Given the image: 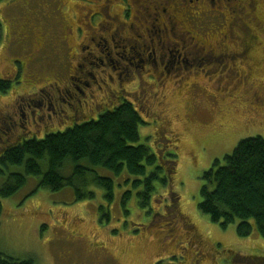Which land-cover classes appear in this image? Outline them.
I'll list each match as a JSON object with an SVG mask.
<instances>
[{"label":"rangeland","instance_id":"1","mask_svg":"<svg viewBox=\"0 0 264 264\" xmlns=\"http://www.w3.org/2000/svg\"><path fill=\"white\" fill-rule=\"evenodd\" d=\"M63 1L65 6L62 8V4L58 7L60 0H0V79L11 81L10 88L0 94V107L7 105L9 108L18 92H26L36 86L38 79L28 86L25 84L23 71L19 76L18 72L15 73L16 79L7 74L14 67L23 66L29 57L16 47L15 37L20 36L18 33L25 23H33L35 13H41L42 7L47 4L54 5L80 31L85 30L92 15L98 18V14L92 12L99 11V6L116 2ZM20 5L29 12H19L16 7ZM112 12H117L116 7ZM259 19L264 24V7L260 9ZM202 24L206 26V23ZM207 24L209 30L199 31L201 38L217 37L226 31L233 35L240 30L239 27L234 29L228 20L222 26L220 22ZM255 32L259 43L253 46L251 54L259 57L264 53V28ZM230 45L233 46L232 43ZM46 72L42 75L43 79L51 77L50 71ZM194 73H199L197 80H193L190 73L181 82H165L164 85L140 83L139 80L133 84L122 76L121 87L115 83L111 85L120 90L111 96V103L87 112V116L77 120L58 121L53 118L54 125L44 127L41 132L26 133L20 139L7 136L6 141L0 142L1 156L3 150L10 146L28 139H43L75 124L96 120L102 113L128 101L144 122L139 125L137 144L147 146L156 155L159 176L166 178L165 184L154 180V190L142 203L140 193L144 185L134 184V181L142 180L153 172V165L146 166L145 176H132L125 171L117 176L96 168L99 175L113 180L110 201L105 197L104 190L94 185L85 187V190L93 192V197L77 200L72 187L52 192L38 186L39 177L29 176L25 186L17 193L0 198V252L16 259H31L34 264H152L154 259V264H189L185 249H190L186 240L189 237L188 226L193 223L211 240L209 248L206 247L207 251L203 250V253L208 252L207 258L215 264H237L223 252L234 247L239 254L255 258L253 262L238 264H264V238L255 229L248 236L240 237L236 232L238 220L222 227L219 222L210 221L197 207L202 199V174L213 165L214 159L223 163L224 157L243 138L257 135L264 138V128L254 126L233 142L214 144L215 134L199 124L203 115L200 104L212 99H227L234 89L231 82L206 79L218 74L217 67L209 62ZM43 79L39 83L44 82ZM226 103L230 105L228 100ZM260 125L264 126V120ZM170 153L173 156L170 157ZM105 212L108 216H103ZM66 253L72 256L67 258Z\"/></svg>","mask_w":264,"mask_h":264},{"label":"flooded vegetation","instance_id":"2","mask_svg":"<svg viewBox=\"0 0 264 264\" xmlns=\"http://www.w3.org/2000/svg\"><path fill=\"white\" fill-rule=\"evenodd\" d=\"M57 3L65 6L63 0ZM104 5L99 11L90 9L98 18L92 15L85 30L77 31L62 10L50 4L33 15L31 25L24 24L15 42L29 57L7 74L15 78V73L19 76L23 71L27 86L38 80L29 91H17L9 108L0 107L1 143L7 136L20 139L23 134L41 132L54 125L53 118L77 120L111 103V96L120 92L111 85L121 87L122 76L133 84L138 80L157 85L181 82L190 73L197 80L199 73L194 72L208 62L217 67L218 74L206 79L231 82L234 89L227 99L200 104L199 124L215 134L214 144L233 142L254 126L264 128L260 125L264 120V53L251 54L259 43L255 31L264 28L259 19L264 0H116ZM16 9L29 12L22 5ZM225 20L240 30L201 38L199 31L209 30L207 23L222 26ZM45 71H50L49 79H43ZM188 228L190 249H183L189 264H215L207 258L208 252L203 253L210 246L209 237L193 223ZM235 248L223 251L234 263L255 259Z\"/></svg>","mask_w":264,"mask_h":264},{"label":"trees","instance_id":"3","mask_svg":"<svg viewBox=\"0 0 264 264\" xmlns=\"http://www.w3.org/2000/svg\"><path fill=\"white\" fill-rule=\"evenodd\" d=\"M10 81L0 79V94L10 88ZM144 124L132 103L124 101L96 120L75 124L63 132L43 139H28L3 150L0 156V198L13 196L23 188L27 177H39L38 186L52 192L72 187L75 198L93 197L85 190L94 185L113 197V180L99 175L101 168L119 176H145L146 166L154 171L134 184L143 183L142 203L154 190V180L166 183L159 176L160 166L150 149L137 144L139 125ZM170 157L172 153L168 154ZM42 165L44 166L42 170ZM68 174L66 175L65 173ZM201 201L197 207L210 221L226 227L238 220L236 232L246 237L255 229L264 238V138L250 136L241 139L224 162L214 159L202 174ZM104 210V207H100ZM2 205L0 203V216ZM103 216H108L107 212ZM0 264H34L31 259H16L0 252Z\"/></svg>","mask_w":264,"mask_h":264}]
</instances>
